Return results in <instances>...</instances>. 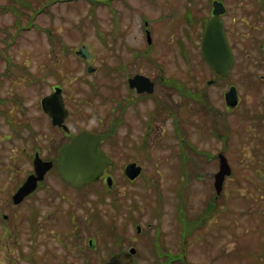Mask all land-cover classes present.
<instances>
[{
	"label": "rangeland",
	"instance_id": "obj_1",
	"mask_svg": "<svg viewBox=\"0 0 264 264\" xmlns=\"http://www.w3.org/2000/svg\"><path fill=\"white\" fill-rule=\"evenodd\" d=\"M52 1L0 0V264L35 263L37 259L31 256L28 259L22 257V253L30 252L33 243L36 252L33 250L32 256L39 255L38 264L40 261L49 264L50 260L59 263L63 259L60 240L49 230L52 221L45 218V212L51 209V203L42 200L46 198V191H37L17 206L11 202L14 185L32 167L25 152L31 151L33 140L25 124L31 126L39 140L40 131L44 133L50 129L42 118L39 97L55 82L70 94L80 75L89 80L100 79L99 69L87 73L86 65L76 57L74 49L81 42L89 43L96 54L94 66L101 67L106 56L111 57L108 61L113 65L122 44H138L145 39L144 13L153 27L151 34L156 56L166 63L169 71L178 67L173 59L183 56V51L186 53L183 57L187 62L179 59L181 67L177 70L184 71L190 89L200 88L210 102L222 110L227 105L225 91L234 85L238 93V102L232 106V118L221 116L220 141L211 144L203 138L201 127L211 124L213 116L202 119L200 111L193 110V106L201 104V100L193 97L201 95L188 91L191 97L187 110L189 139L197 149L214 151L220 148L231 167L218 206L208 214L204 228L187 236L188 260L193 264H264V232L260 231L264 227V0H222L226 7L223 25L234 60L232 67L219 77L201 59L200 51L202 23L211 14V0H151L149 4L143 0ZM155 1L157 5L153 6ZM110 2L115 11L108 5ZM45 3L48 6L42 10ZM113 26L122 31L117 38L107 33ZM103 35L117 39L116 43L107 48L108 42L106 45ZM208 79H214V82L209 84ZM94 105L98 110L105 109ZM73 110L70 107L72 114ZM230 123L231 136L225 137ZM164 128L167 131L169 126L164 124ZM23 147L26 151L21 152ZM164 154L163 147L157 148L154 153L150 150L148 158L139 157V161L145 169L154 167L153 162L157 167L165 168L168 164L161 158ZM188 154L189 183L183 200L184 213L188 219H193L208 211L207 200L214 188H211L213 176L198 171L199 165L194 163L196 149L191 145ZM120 158L115 157L116 165L123 163ZM217 169L218 165L206 168L209 173ZM113 175L118 181L122 174L117 169ZM48 184L50 186L46 188L54 187L59 193L52 199L61 205L62 211L72 207L68 196L72 201H78L80 197V191L63 188L61 181L53 176ZM128 187L115 185L120 194ZM31 204L39 209L42 216L39 220L44 225L33 239H30V224H20L19 218L30 210ZM165 205L162 228L164 231L173 228V232L178 233L173 227L178 220L175 214L178 209L175 204ZM141 212L143 222L149 213ZM81 213L77 208L76 214ZM3 225L11 227V234L4 235ZM63 231L60 235L64 238ZM134 231L130 226L128 232ZM177 233L173 236L181 243L182 237Z\"/></svg>",
	"mask_w": 264,
	"mask_h": 264
},
{
	"label": "flooded vegetation",
	"instance_id": "obj_2",
	"mask_svg": "<svg viewBox=\"0 0 264 264\" xmlns=\"http://www.w3.org/2000/svg\"><path fill=\"white\" fill-rule=\"evenodd\" d=\"M55 1L57 0H53L52 3ZM143 1L145 4L151 3V0ZM106 2L108 1L105 0ZM108 5L112 11H115L111 7V2ZM152 5H157V2L155 1ZM47 6L48 4L45 3L42 10ZM47 9L50 10L49 7ZM142 18L145 39L142 43L131 44L132 46L122 44L119 54L116 55L117 61L113 65L108 61L111 57L106 56L101 67L94 66L96 54L92 49L93 69L89 71L88 60L77 54L80 45L87 43L81 42L74 49L76 57L86 65L87 73H95L99 69L100 79L89 80L84 75H80L70 94L65 93L64 87L59 82L53 83L51 89L39 97L42 118L50 128L44 133L43 130L40 131L39 140H36V133L31 126L25 124L30 130L29 137L33 141L31 151H26L23 147L21 152L26 151L32 167L14 185L11 202L17 206L33 197L37 191H46L44 193L46 198L42 200L45 203H51V209L45 212V218L47 221H52L49 227L51 235L60 240L64 256L60 261L61 264H102L120 252L128 254L130 264H190L189 246L186 242L188 215L184 213L183 200L189 183L190 145L196 149L197 158L194 159V163L199 165L198 171L202 170L207 175L213 176L211 188H214V191L209 195L207 207H215L219 203L220 196L215 192L214 175L219 169L221 149L217 148L214 151L197 149L189 139L187 110L188 101L191 98L188 92L190 88L187 85L188 80L184 78V71L177 70L181 67L179 59L187 62V58L183 57L184 55L176 56L173 62L178 67L169 71L166 63L156 56L155 41L154 37L152 40L151 34L153 27L149 18L145 16V13ZM115 28L117 26L107 31L113 38H117V34H122V31ZM103 38L106 45L108 42L107 48L113 46L117 40L108 39V36L104 35ZM204 62L216 77L220 76L205 60ZM138 75H142L143 78L138 79L136 85H131L130 78ZM207 82L211 84L214 79H208ZM56 87L61 90L62 102L67 110V115L61 124L52 122L42 103L43 98L54 92ZM199 89L196 87L194 90L190 89L191 92L201 95L198 98L193 97L195 100H201V104L193 106V110L196 112L199 110L202 119L208 118V115L213 116L211 124L201 127L204 131L203 138L212 144L213 141H220L221 116L229 115L232 118V106L226 105L223 110L218 108L210 102L204 91ZM94 104L105 109L98 110L97 105ZM70 107L74 109L73 114ZM164 124L169 126L167 131ZM227 129L229 133L225 132L224 136L230 137L231 123L228 124ZM83 131L99 136V148L108 157L109 162L102 173L91 181L73 185L60 173L58 165L60 149L63 145L72 142L74 137ZM18 136L22 137L20 133ZM161 147L165 150L161 158L168 164L167 167H157V164L153 162L154 167L145 169L139 157L148 158L150 150L154 153L155 149ZM36 154L43 161H51L52 164L43 178L38 181L36 188L24 196L20 202L15 203L13 194L26 177L34 172L33 159ZM116 156L123 159L121 165L115 164ZM129 163H135L141 167L134 177L126 173V166ZM210 165H218V169L209 173L206 168ZM117 169L122 174L118 181L113 175V171ZM51 176L59 179L63 188L80 191L78 201H72L69 196L67 197L69 205H72L71 208L62 211L61 205L55 204L52 198L59 196V193L54 187L46 188L50 186L48 180ZM118 183L129 187L120 194L115 189ZM91 184L96 185L86 189ZM165 204H170L169 206L175 204V209H178L175 212L178 220L173 227L182 237L181 243L174 238L173 235L176 233L173 232V228L166 231L162 228ZM77 208L81 209L80 215L76 214ZM143 210L149 214L148 218L142 222L141 211ZM3 217L6 218L7 214H3ZM41 217L39 209L34 204L30 205L27 213L19 217L20 224L22 222L30 224V239L35 238L44 228L39 220ZM130 226L135 230L133 233L128 232ZM10 229L11 227L3 225L4 235L11 234ZM62 229L64 238L60 235ZM174 245L177 247L174 248ZM33 250L36 252L34 243L31 245L30 252L22 253V257L28 259L31 256L32 259H37L33 264H38L40 257L39 255L33 257ZM42 255L43 253L40 252V256ZM60 262L50 260L49 264H60ZM40 264L45 263L40 261Z\"/></svg>",
	"mask_w": 264,
	"mask_h": 264
},
{
	"label": "water",
	"instance_id": "obj_3",
	"mask_svg": "<svg viewBox=\"0 0 264 264\" xmlns=\"http://www.w3.org/2000/svg\"><path fill=\"white\" fill-rule=\"evenodd\" d=\"M226 11L224 3L220 0H213L211 16L206 21L202 40L201 52L204 59L210 67L217 73H224L233 64V52L227 40L222 14ZM79 56L85 57L89 62L88 70L93 69L91 58L92 49L88 43H82L77 50ZM142 75L130 78L131 85H136ZM225 100L229 106H234L238 102V93L234 85H231L225 91ZM43 108L50 115L54 124H61L67 115L61 90L56 87L54 92L43 98ZM219 169L214 175V187L217 194L223 189V183L226 176L231 174V167L224 153L219 154ZM108 157L99 148V136L90 132H81L77 134L72 142L65 144L60 149L59 170L62 177L73 185H80L91 181L102 173L108 164ZM34 172L29 174L24 182L13 194V201L20 202L24 196L33 191L38 181L44 176V173L50 168L51 161H43L38 154L33 159ZM140 166L135 163H129L126 166V173L130 177L136 176L140 171ZM102 264H130L127 253L120 252L110 257L107 262Z\"/></svg>",
	"mask_w": 264,
	"mask_h": 264
},
{
	"label": "trees",
	"instance_id": "obj_4",
	"mask_svg": "<svg viewBox=\"0 0 264 264\" xmlns=\"http://www.w3.org/2000/svg\"><path fill=\"white\" fill-rule=\"evenodd\" d=\"M22 1L23 2H29L30 0H22ZM205 21L206 20H204L203 23H202V26L203 27H204ZM201 34H202V31H201ZM185 54L186 53L183 51V55H185ZM202 60L204 61L203 58H202ZM197 98H198V95H197ZM213 208L215 210V207L208 206V211L207 212H204L203 214H200V215H198L197 217H195L193 219H188V222H187L188 229H186V232L188 233V235L191 234L194 230H198L200 228L202 229L205 226V224L207 223L206 220H207L208 214L211 213V212H213ZM260 229H261L260 230L261 232H264V227H261ZM255 262H256V260H255ZM251 263H253L252 259H251ZM190 264H192V263H190Z\"/></svg>",
	"mask_w": 264,
	"mask_h": 264
}]
</instances>
